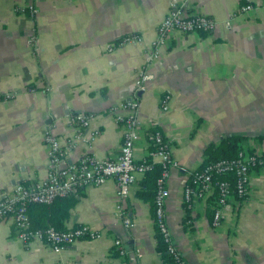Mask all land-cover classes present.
<instances>
[{"label": "crops", "instance_id": "0c3cea01", "mask_svg": "<svg viewBox=\"0 0 264 264\" xmlns=\"http://www.w3.org/2000/svg\"><path fill=\"white\" fill-rule=\"evenodd\" d=\"M246 1L264 0H0V96L12 94L0 98V197L16 183L45 179L44 132L51 128L64 144L75 132L72 112H93L89 128L101 133L91 143L79 140L66 163L84 154L118 155L122 134L111 111L130 97L146 46L175 2L186 13L213 17L215 27L172 33L149 65L153 77L140 93L135 159L151 149L148 130L159 128L182 166L167 178L165 214L188 264H264V160L251 170L248 193L230 200L217 225L211 223L215 198L187 209L182 194L206 147L225 135L245 134L248 147L264 154V8L232 16ZM28 3L37 8L34 17L16 10ZM32 32L36 52L28 43ZM130 32L142 40L108 49ZM164 93L172 96L167 110L159 105ZM138 179L121 210L112 177L74 195L65 226L83 223L102 234L58 252L38 239L21 241L11 220H0V264H164L150 204L136 195ZM120 212L131 218L129 228ZM116 238L124 255L115 254Z\"/></svg>", "mask_w": 264, "mask_h": 264}, {"label": "built area", "instance_id": "2783aa9c", "mask_svg": "<svg viewBox=\"0 0 264 264\" xmlns=\"http://www.w3.org/2000/svg\"><path fill=\"white\" fill-rule=\"evenodd\" d=\"M256 7L264 8V1L254 3L246 1L232 13L235 16L245 13ZM16 10L27 11L34 17L37 8L33 3L16 5ZM227 20L226 24L229 25ZM215 27L213 17L204 13H186L182 4L172 3L164 18L158 23L155 36L145 49V60L135 71L130 97L121 103V108H113L114 120L121 129L122 139L116 157L99 158L93 154H84L77 161L65 162L66 154L77 146L79 140L88 143L101 133L99 127L89 128L94 113L91 111L72 112L69 117L75 132L62 144L58 136L47 128L44 132V143L47 147V171L43 181L25 184L16 183L11 189L5 191L0 197V220L10 219L15 235L23 242L38 239L45 242L54 252L72 244L80 238H97L101 236L100 230L87 224H76L71 227L58 228L53 225L34 227L28 212L29 205L33 203H50L58 197L76 195L84 187L99 185L108 178L116 181L117 207L121 210L122 200L128 196L131 187L137 182L138 176L149 169L151 162H158L161 167L156 179V189L153 200V219L156 231L165 244L170 255L171 264H188L174 243L172 233L168 226L165 214L166 198L169 194L167 178L172 167H182L172 155L169 141L162 131L157 128L148 130V138L152 145L149 156L150 162L145 159L136 160L134 156L135 141L142 128L139 117L138 104L140 93L147 87L148 81L153 77L149 65L160 58L161 49L174 32H210ZM142 40L139 33H125L116 41L108 44V49L120 47L128 43ZM28 43L36 52L39 50L38 38L35 32L28 37ZM11 93L0 96L2 99L11 97ZM172 96L164 93L160 97V108L167 110ZM125 109L126 112H122ZM90 129L84 133V129ZM264 154L256 151L240 149L233 157H221L203 163L190 172L187 182L183 186V200L187 206L197 200H205L209 195L215 194L211 223L217 225L222 211L234 197H243L249 191L250 173L252 168L263 162ZM232 175V178L228 176ZM126 228L131 225V218L127 213L120 212ZM114 245L119 255H124L126 249L121 239L116 238ZM52 264H63L55 262Z\"/></svg>", "mask_w": 264, "mask_h": 264}, {"label": "trees", "instance_id": "16d2710c", "mask_svg": "<svg viewBox=\"0 0 264 264\" xmlns=\"http://www.w3.org/2000/svg\"><path fill=\"white\" fill-rule=\"evenodd\" d=\"M246 139L247 135L238 133L223 136L217 144L211 143L206 147V156L203 163L221 157H233L240 149L254 151L253 149L248 147V145L246 144ZM143 159L150 162L149 154L145 155ZM151 164L152 166L149 169L143 171L138 179L139 187L136 191V195L150 204L153 212L156 179L160 174L161 167L158 162H151ZM258 165H260V163H257L255 166ZM228 176L232 178L231 174H228ZM211 198L214 199L215 194L209 195L205 200L211 201ZM75 199L76 198L74 195H69L58 197L50 203H33L29 205L28 212L32 221V225L34 227L53 225L58 228H66L64 222L70 215V208L73 206ZM33 207H36V213L31 212V209ZM186 208L189 209L188 206H186ZM157 249L162 257L164 264H171L172 259L168 254L165 244L162 242L159 235ZM115 254L119 255L117 249L115 250Z\"/></svg>", "mask_w": 264, "mask_h": 264}]
</instances>
